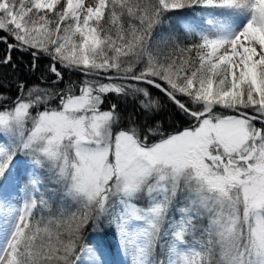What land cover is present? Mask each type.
I'll return each mask as SVG.
<instances>
[{
  "label": "snow or ice",
  "instance_id": "6c2138e0",
  "mask_svg": "<svg viewBox=\"0 0 264 264\" xmlns=\"http://www.w3.org/2000/svg\"><path fill=\"white\" fill-rule=\"evenodd\" d=\"M105 229L264 264V0H0V264H108Z\"/></svg>",
  "mask_w": 264,
  "mask_h": 264
},
{
  "label": "rangeland",
  "instance_id": "374dc122",
  "mask_svg": "<svg viewBox=\"0 0 264 264\" xmlns=\"http://www.w3.org/2000/svg\"><path fill=\"white\" fill-rule=\"evenodd\" d=\"M216 16H223L226 20L230 21L233 24H243L245 22V17L241 14L236 13H221V12H215L212 14V18ZM196 19L203 23L205 16L202 15L201 17H196ZM134 243L129 246L128 253L129 255L125 256L120 254V251L118 250V254L114 253V250H111V254L108 256V263L114 262V264H131V255L135 252ZM119 245H117L118 247ZM119 249V247H118Z\"/></svg>",
  "mask_w": 264,
  "mask_h": 264
},
{
  "label": "trees",
  "instance_id": "16d2710c",
  "mask_svg": "<svg viewBox=\"0 0 264 264\" xmlns=\"http://www.w3.org/2000/svg\"><path fill=\"white\" fill-rule=\"evenodd\" d=\"M169 15H175L178 18L179 17H188V16L195 17V13L192 12L191 10H185L182 13H175V14L169 13ZM169 111H170V108H169ZM95 235H97L99 242L110 244L111 250H114V253L118 254V250H119L118 247L119 246L117 247V244L115 243V240H114L115 233L112 229H105L103 234H95ZM110 264H112V263H110Z\"/></svg>",
  "mask_w": 264,
  "mask_h": 264
}]
</instances>
